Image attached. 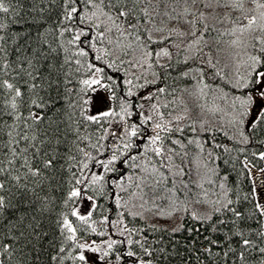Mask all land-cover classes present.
I'll return each mask as SVG.
<instances>
[{
  "label": "snow or ice",
  "instance_id": "6c2138e0",
  "mask_svg": "<svg viewBox=\"0 0 264 264\" xmlns=\"http://www.w3.org/2000/svg\"><path fill=\"white\" fill-rule=\"evenodd\" d=\"M0 264H264V0H0Z\"/></svg>",
  "mask_w": 264,
  "mask_h": 264
}]
</instances>
